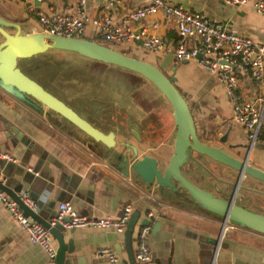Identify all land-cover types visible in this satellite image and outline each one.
<instances>
[{
	"label": "crops",
	"instance_id": "1",
	"mask_svg": "<svg viewBox=\"0 0 264 264\" xmlns=\"http://www.w3.org/2000/svg\"><path fill=\"white\" fill-rule=\"evenodd\" d=\"M2 1L20 6L21 15L24 21H27L26 27L30 25L33 27L32 31L38 32H40L38 16L41 13L53 11L67 16L84 13L90 20L107 15L115 21H120L140 5L137 0H118L111 6L110 0H85L84 6L79 4V0H42L37 4ZM164 1L199 12L208 20L222 24L231 32L248 37L257 45L264 46V14L254 10L253 4L256 0H247L242 6H230L223 0ZM2 19L14 23L6 18ZM156 21L160 23V27L154 31L151 26ZM143 28L148 34L158 35L170 44L175 40L173 26L164 22L161 17L148 18L131 25L134 34H138ZM96 31L91 24H87L83 35L88 40H94L98 36ZM117 47L121 52L124 50L147 59L150 57L162 70L164 68L170 71L175 64L170 50L153 55L142 50L137 41L118 44ZM189 65L203 71L197 63L185 62L181 63L180 67L175 65L174 70L178 75L176 72L174 75L177 84L183 85L185 92L196 97L203 83L193 80ZM202 75L208 77L210 84L207 88H202L207 90L208 97L205 98L202 107H197L199 119L196 121L193 117L197 133L205 136L209 129H214V135L222 132L220 136H226L230 143L248 145L245 132L244 144L237 143L230 136L229 124L234 122L222 87L212 75L205 71ZM211 84L217 88L212 89ZM240 86L243 97L248 100H256L264 95V85L242 81ZM219 98H223L225 104L221 108L223 114L229 118L218 117L217 120L210 122L207 117L208 115L211 117L217 111ZM193 100L195 101V98ZM135 109L132 107V118L126 126H123L122 122H116L118 117H114V122L107 121L114 136V146L107 147L88 135L85 136L68 120L30 96L19 93L15 88L0 81V153L12 159L11 161L0 159V169L5 166L8 182L12 185L21 184L22 189L38 202L40 217L46 221L56 213L59 204L64 202L69 203L81 215L93 219H116L121 216L123 208L130 205L131 216L139 213L131 236L132 249L135 247V232L140 222L147 219L150 222L147 246L153 259L152 264H264L263 234L234 222H225L223 218L209 212L192 198L188 199L187 196L185 198L181 193L161 190L154 183L146 184L134 173L131 165L139 157L135 154L130 155L127 149L117 152V146L127 148L126 143H138V138L151 133L150 129L153 132L161 129L168 140L174 133L166 118L160 123L153 118L149 120L144 111L146 113L144 122L142 117L135 115ZM99 112L106 114V109L99 108ZM109 116L107 111V119ZM212 137L210 140H215ZM255 148L262 152L264 144L249 148L251 160L252 150ZM172 154L173 151L170 152L167 162ZM160 159L163 160L158 155L157 160ZM253 166L264 171L262 163H253ZM35 168L38 175H23L29 173V169ZM201 189L207 188L204 186ZM258 190L264 192L260 188ZM260 199L259 202L245 201L243 205L264 216V203ZM155 224L159 226L152 231ZM63 240L64 243L72 240L74 249L72 253L65 255L64 264H107L105 260L95 256V251L99 248H111L116 253V247L120 264L127 263L124 233H117L112 229L86 228L72 230V233L70 230H64ZM53 245L57 248L54 239ZM46 263L45 253L31 244L25 231L0 205V264Z\"/></svg>",
	"mask_w": 264,
	"mask_h": 264
},
{
	"label": "built area",
	"instance_id": "2",
	"mask_svg": "<svg viewBox=\"0 0 264 264\" xmlns=\"http://www.w3.org/2000/svg\"><path fill=\"white\" fill-rule=\"evenodd\" d=\"M14 3L33 4L42 0H9ZM118 0H110L109 6ZM139 7L131 10L120 21L110 16L90 20L84 13L67 16L53 11L38 16L40 33L63 38H79L91 24L96 34L104 42L112 45L137 41L147 53L157 55L170 50L174 62H195L206 73L212 75L222 87L230 106L231 119L244 132L249 147L264 144V95L256 100L243 97L240 83L252 81L264 85V46L257 45L250 38L231 32L226 26L205 18L201 13L190 11L183 6L173 5L164 0H137ZM230 6H242L247 0H223ZM81 6L85 0H79ZM254 10L264 14V0H256ZM161 17L173 26L175 40L172 44L158 35L148 34L145 28L133 33L131 25L148 18ZM160 23L153 22L156 31ZM0 159L11 161L10 156L0 153ZM1 184L6 178L0 171ZM21 204L31 212L39 209V204L27 191L16 194ZM0 205L7 210L16 223L25 231L31 244L39 247L46 255V264H56V247L48 229L35 221L5 192L0 189ZM132 209L126 205L121 216L116 219H93L81 215L67 203L59 204L56 213L48 220L49 226H59L64 230L103 229L124 233L131 217ZM150 226H139L135 232L133 256L136 264H152V256L147 246ZM95 256L107 264H120V259L111 248H99Z\"/></svg>",
	"mask_w": 264,
	"mask_h": 264
},
{
	"label": "water",
	"instance_id": "3",
	"mask_svg": "<svg viewBox=\"0 0 264 264\" xmlns=\"http://www.w3.org/2000/svg\"><path fill=\"white\" fill-rule=\"evenodd\" d=\"M33 4H37V2ZM10 26L16 28L17 31L15 34L6 32L5 29ZM0 36L4 39L0 44V81L15 88L19 93L30 96L44 107L68 120L95 141L107 147L114 146L113 134L104 135L80 119L76 113L62 101L52 96L41 85L23 74L17 67L18 60L44 54L49 50L67 51L76 53L89 60L133 72L149 81L160 91L170 104L171 113L166 121L174 132V151L163 169H157L158 164L155 159L144 157L131 165L134 173L144 183H154L162 188H173L174 184L172 181H174V183L179 184L180 188L195 202L209 212L220 216L225 222H234L242 227L264 235V216L253 214L242 207L233 205V199L226 202L219 198H215L211 194L199 189L182 176L180 172L181 167L187 162L192 153H198L241 173L244 172L264 183V172L249 167L245 162L240 163L219 149L206 146L199 141L194 126L193 116L186 101L174 86V83L177 81L174 75V65L169 72L164 74L159 68L148 62L126 56L112 48L89 40L63 38L44 33L22 35L17 25L8 23L2 18H0ZM4 168L5 166L2 167L0 171L6 178V183L1 184L0 182V189L11 197L27 215L49 230L51 236L57 243L56 264H64L65 255L72 253L74 250L72 240L68 243H64V229L59 226L51 228L48 221L40 217L39 209L33 213L21 204L16 194L22 190V186L18 183L14 185L10 184ZM28 174L32 176L38 175V170L36 168L29 169V173H23L24 176ZM53 216L54 214L51 215V217ZM138 218L139 213L136 212L133 214L124 231L125 251L127 254V263L125 264H136L133 256L131 236ZM149 225L150 222L147 219L142 220L139 224V226ZM158 226L159 224H155L152 231ZM70 233H72V230H70ZM115 250L118 255L117 247Z\"/></svg>",
	"mask_w": 264,
	"mask_h": 264
},
{
	"label": "rangeland",
	"instance_id": "4",
	"mask_svg": "<svg viewBox=\"0 0 264 264\" xmlns=\"http://www.w3.org/2000/svg\"><path fill=\"white\" fill-rule=\"evenodd\" d=\"M0 16L2 18H6L7 20L14 22L13 24L18 26V28L20 29V34L22 35L32 34V32L33 34L40 33L37 30L32 31L33 27H31L30 25H28L29 27L28 26L26 27L27 21H24L23 16L21 15V7L16 4L10 3L8 1L0 0ZM5 30L9 34H15L17 31L16 28L13 26L7 27ZM3 41L4 39L0 36V44ZM98 42L101 45L112 48L114 50L116 49V51L121 52V49L117 47L118 45H112L107 42H104L101 38H99ZM121 53L126 56L139 59L145 62H147L148 60L150 61L148 63L152 64L153 66L157 68H160V66L157 65L156 62L152 61L150 57H148L147 59V57H142L141 55L136 54L134 52L131 53L129 51H124V50ZM174 63H175L174 66L175 65L179 67L181 66V63H178V62H174ZM17 67L23 73H25L27 77H29L32 80L37 81V83L41 85L51 95H53L57 99L64 100L69 105V107H71L74 111H79L78 110L79 101L77 100L78 96L76 93L77 84H80L79 83L81 82L80 80L85 78L88 72L92 71L93 73H96V74L91 73L89 77L91 76L92 78H94V81H97L100 88H102L105 91H107L106 85L113 86L112 88L113 89L115 88L116 90L115 82L116 83H119L120 81L122 82V80L124 79L123 75L125 74L124 75L125 78L127 79L128 82H130V87L133 89L135 88V91L131 90V91L126 92L128 94L126 98L128 102L133 103V104H136L137 101L140 102V100H137L138 96L136 95V92L140 91L141 93L144 94V96H146L147 98V99L145 98L146 101L151 105L150 109H147L145 107H140L143 111L147 113V117L149 120L152 119L156 113H158L156 115V118L158 122L160 123V122H164L165 118L168 119V116L170 115L169 102L160 93V91L156 87H154L149 81L142 79L141 76L137 74L135 75L132 72H129L127 70L120 69L118 67H114L111 65H106V64L96 62L93 60H89L73 52L49 50L44 54L35 55L28 59L18 60ZM188 68L190 69L192 73L193 80H198L203 83L202 88H207L209 86L210 84V82H208L209 79L208 77H205L204 75H202L203 71L191 65H189ZM175 72L177 73V71L174 70V73ZM111 78H114V79H111ZM175 85L178 88V90L182 92L184 96H187L186 99L188 103H191L194 106V112H193L194 119L197 121L200 115L198 113V109L203 106L206 100L205 98L208 97L206 96L207 90H204L201 88L200 90L201 94L197 93L199 95H196V97H194L191 94L189 95L187 92H185L186 90L185 87H183V85H181L180 83L175 84ZM210 87H212V89L217 88L216 86L214 87L213 84H211ZM105 91H102V92L100 91L102 97H104V100L103 98L102 99L100 98L101 100L98 103L94 104L96 108H102L103 110L108 108L107 106L108 97L104 94ZM133 94H135L134 98L131 99V96H133ZM193 98H195V101L193 100ZM146 101L141 102V104H145ZM217 102H218V107L216 108L217 111L214 112L213 115H211V117L210 115H208L207 117V120H209L210 122L217 120L218 117L227 116V118H229L228 115L223 114L224 111H222V108H221L225 104V102L223 101V98L217 99ZM100 114H101L100 116H103V115L106 116L105 114H102L101 112ZM119 121L121 120L118 118L116 122H119ZM229 131H230V136L233 139H235L237 143L239 142V143L244 144L243 142L244 136H245L244 130L239 125L235 123H230ZM199 133H200V129H199ZM220 134H222V132L214 135V129H209V132L205 134V139L210 140L209 138L213 136V137H216V141H218L217 137H219ZM199 137L201 140L204 139L203 138L204 136H199ZM247 144L248 145L246 148L249 147L250 143L247 142ZM258 145L259 144H257L256 146ZM125 149L127 148L120 147L118 145L116 148V151L123 152L125 151ZM171 151L172 149L170 146L159 149L158 153L163 158L162 161L161 159L159 160L160 162L158 161L159 169H163L165 162H167V158ZM252 152H253L252 153L253 160L251 161L256 164L262 163V165H264V151L260 152L258 149L255 148L254 150H252ZM192 157L199 161L206 160L203 156L199 154H195V153L192 154ZM191 160L193 161V159ZM194 168L196 169L198 174L197 173L193 174L191 172L186 171L185 169L183 170V168H182V172L185 175V177H187L189 180L191 181L193 180L194 183L199 184L201 182L200 180L202 179H199L198 176L200 178L203 177L202 168H200L199 166H195ZM234 184H236V182H234L233 180V184L231 186L232 189L234 187ZM162 193H165V192H162ZM183 194H184L183 196L186 198L185 193ZM165 195L168 196L167 193H165Z\"/></svg>",
	"mask_w": 264,
	"mask_h": 264
},
{
	"label": "flooded vegetation",
	"instance_id": "5",
	"mask_svg": "<svg viewBox=\"0 0 264 264\" xmlns=\"http://www.w3.org/2000/svg\"><path fill=\"white\" fill-rule=\"evenodd\" d=\"M159 70H161V72H163L164 74L169 72V71H165L162 69H159ZM91 73L96 74V73H93L92 71L88 72L85 78L81 79L80 80L81 82H79L80 84H77V87H76V93L78 96L77 100L79 101V106H78L79 111H74L71 107H69V105L66 102L62 101L67 107H69L72 111H74L80 119H82L87 124H89L93 129L99 131L100 133L104 135L112 134L110 131V127H109L110 125L109 126L107 125V121L114 122L115 120L114 117H118L121 120L119 122H122L123 126L128 125L127 124L128 121L131 120L132 118V107L136 108L134 111L135 115H137V117L139 118L142 117L144 122L146 121V118H145L146 113H144V111L140 107H145V108L150 109L151 105L146 101L147 99L146 96H144V94L141 93L140 91L136 92V95L138 96L137 100H140V102L136 100L137 101L136 104H133L127 101L126 98L128 94L126 92L131 91V90L135 91V88L133 89L130 87V82H128L127 79L125 78L124 76L125 74L123 75L124 79L122 78L123 79L122 82L121 81L119 83L115 82L116 90L115 88L114 89L112 88L113 86L106 85L107 91H105L102 88H100L97 81H94V78H92L91 76L89 77ZM111 79H114V78H111ZM142 79L144 78L142 77ZM175 84H177V81L174 83V86L178 90ZM99 89L101 92L105 91L104 94L108 97L107 99L108 108L106 109V114H107V111L110 114L108 119L104 115L100 116L101 114L99 112V108H96L94 106V104L98 103L102 98L104 100V97H102ZM178 92L182 94L180 90H178ZM134 95L135 94L131 96V99L134 98ZM181 96L186 101L187 106L192 116L194 117V113H193L194 106L191 103H188L186 99L187 96H184L183 94ZM144 101H146L145 104H141V102H144ZM102 114H105V113H102ZM157 114L158 113H156L153 116V120L155 121H157V118H156ZM133 119L135 120V118ZM157 129L159 128H156V130ZM195 130H196V127H195ZM149 131L151 132L150 134H147L146 136L142 138H138V143L136 144L126 143L127 150L128 152H130V155L135 154L136 157H139L137 160L142 159L144 157H149V158L155 159L158 164L157 157L159 155L158 152L160 148L170 146L172 148V151H174V135H173L174 133L168 140V137L167 136L165 137L161 129L158 131H154V132L151 129ZM81 132L85 136L87 135L83 131ZM196 134H197L199 141L203 143L204 145L219 149L220 151L224 152L225 154L234 158L240 163L245 162L246 165H248L249 167H252L257 170H260L261 172H264L263 170L253 166L251 158H249V154H248L250 147L246 148L247 145L244 146V145H237V144L230 143L227 140L226 136L217 137L218 141H216V137H214L215 140L213 141L206 140L205 136L203 137L204 139L201 140L199 137L200 135L197 133V130H196ZM250 149H253V147ZM192 154L189 156L187 162L180 169V172L185 179H187L189 182H191L193 185H195L199 189L205 186L207 189L206 190L201 189V190L211 194L215 198H219L226 202H229L231 201V199H233V205L242 207L248 212H251L253 214L261 215L245 207L243 205V202L245 201L249 202V201H255V200H258L259 202V198H261L260 199L261 202L264 203V192H261L258 190L259 188L264 190V183L262 181L257 180L244 172L241 173L235 169H232L218 162H215L212 159L206 156H203V155L201 156H203L206 160L199 161L193 158ZM195 154H198V153H195ZM191 159H193V161ZM195 166H199L200 168H202V172H203L202 178L198 176L199 179H202L200 180L201 181L200 183L198 182L199 184L194 183L193 180L192 181L189 180L187 177H185V175L182 172V168H183V170L185 169L186 171L191 172L193 174L194 173L198 174V172L194 168ZM157 169H159V166H157ZM233 180L234 182H236V184H234V187L232 189L231 186L233 184ZM172 182L174 184L173 188L160 187L161 190H169L173 193H181V194L185 193L187 198L191 199V197L184 190L180 188L179 184L174 183V181ZM200 185H202V187Z\"/></svg>",
	"mask_w": 264,
	"mask_h": 264
},
{
	"label": "trees",
	"instance_id": "6",
	"mask_svg": "<svg viewBox=\"0 0 264 264\" xmlns=\"http://www.w3.org/2000/svg\"><path fill=\"white\" fill-rule=\"evenodd\" d=\"M79 38H80V39L88 40L84 35L80 36ZM98 40H99V36H97L94 40H89V41L99 43ZM99 44H100V43H99Z\"/></svg>",
	"mask_w": 264,
	"mask_h": 264
}]
</instances>
